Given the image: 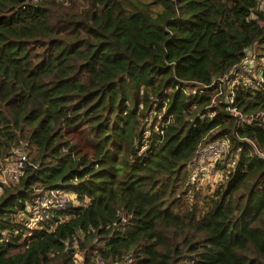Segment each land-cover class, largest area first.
<instances>
[{
  "label": "trees",
  "instance_id": "obj_1",
  "mask_svg": "<svg viewBox=\"0 0 264 264\" xmlns=\"http://www.w3.org/2000/svg\"><path fill=\"white\" fill-rule=\"evenodd\" d=\"M248 56L262 81L233 87L236 126L210 100ZM262 60L258 0H0V167L26 158L0 264H264ZM217 140L199 211L194 154ZM50 189L76 205L26 228Z\"/></svg>",
  "mask_w": 264,
  "mask_h": 264
},
{
  "label": "built area",
  "instance_id": "obj_2",
  "mask_svg": "<svg viewBox=\"0 0 264 264\" xmlns=\"http://www.w3.org/2000/svg\"><path fill=\"white\" fill-rule=\"evenodd\" d=\"M258 7H264V0H258ZM252 59L251 56L246 57L239 64L232 67L228 74L221 78H215L217 88L210 100V105L214 104L216 97L223 96V103L225 104L224 112L235 120L236 126L245 120V116H243L234 104L233 87L237 84H241L240 80L249 84L250 87H253V82L262 81V71L260 68L255 67L256 62H252ZM261 63L264 64V60H262ZM254 69L257 70L253 72ZM209 86H213V83ZM209 86H204V88ZM226 148V141L223 140L200 144L194 154V166H192L190 182L195 183V186H197L199 180L205 185L215 184L221 178V172L216 171L215 164L219 161L222 152ZM259 156L264 159V152L260 153ZM25 164V155L17 153L13 158L10 157L5 165L0 167V191L3 186L14 184L19 181L23 176ZM70 195L67 191L62 189H50L39 194L32 205L26 208V228H33L40 222L50 218L53 213L66 210L68 203L73 199V196L71 195L72 198H70ZM79 261L80 255L75 252L72 256V262L73 264H78ZM97 263L101 264L99 260ZM125 264H127V262Z\"/></svg>",
  "mask_w": 264,
  "mask_h": 264
},
{
  "label": "rangeland",
  "instance_id": "obj_3",
  "mask_svg": "<svg viewBox=\"0 0 264 264\" xmlns=\"http://www.w3.org/2000/svg\"><path fill=\"white\" fill-rule=\"evenodd\" d=\"M256 65H258V64H256ZM256 70L257 69H254L253 72H255ZM206 187H207V185L201 184L199 195L197 196L198 198H197L196 205H197V208H198L199 211H201L203 208L206 207V203H207V200L205 199V192H207L206 191ZM69 195H70V193H69ZM70 198H72L71 195H70ZM72 204L76 205V202L72 201ZM76 261H77V259H76Z\"/></svg>",
  "mask_w": 264,
  "mask_h": 264
},
{
  "label": "crops",
  "instance_id": "obj_4",
  "mask_svg": "<svg viewBox=\"0 0 264 264\" xmlns=\"http://www.w3.org/2000/svg\"><path fill=\"white\" fill-rule=\"evenodd\" d=\"M201 184H202V183H201L200 180H199V181H198V184H197V186H196V187H197L198 195H199V191H200ZM206 197H207V194H205V199H206ZM197 198H198V197H197ZM197 198H196V203H197ZM203 209H204V208H203ZM203 209H202V210H203Z\"/></svg>",
  "mask_w": 264,
  "mask_h": 264
}]
</instances>
